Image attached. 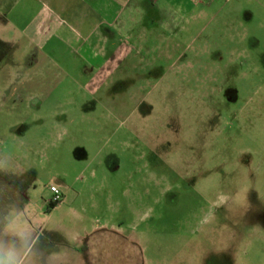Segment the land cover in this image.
Wrapping results in <instances>:
<instances>
[{"label": "rangeland", "instance_id": "rangeland-1", "mask_svg": "<svg viewBox=\"0 0 264 264\" xmlns=\"http://www.w3.org/2000/svg\"><path fill=\"white\" fill-rule=\"evenodd\" d=\"M192 2H128V31L83 33L97 59L68 27L39 63L0 30V61L16 52L0 64V242L61 254L91 234L74 264H139L132 243L142 264H264V0Z\"/></svg>", "mask_w": 264, "mask_h": 264}, {"label": "crops", "instance_id": "crops-1", "mask_svg": "<svg viewBox=\"0 0 264 264\" xmlns=\"http://www.w3.org/2000/svg\"><path fill=\"white\" fill-rule=\"evenodd\" d=\"M130 1L133 0H0V26L3 23L0 30L2 32L5 30L6 33H13L15 35L12 41L13 46L8 48L19 49V46L22 47L21 44L27 41V46L24 45L26 46L24 54H28L29 50L34 48L37 54L36 60L39 63L41 61L42 45H39L38 42L43 43L44 36L47 33L53 32L54 26H56V32L62 30V27H68L73 30L74 34L77 32L81 35L78 40L83 44L82 47H85L89 53V57L97 59L99 57V51L97 49L94 50L95 47L88 44L91 38L90 35L84 38L82 36L83 33L87 28V32L95 33L100 28H114L117 27V25L120 26V31H128V28L131 27V25H129V20L122 19V17ZM162 1L164 7L167 5L166 8L177 11L178 13L192 11V9L185 10L184 6L180 4V0H178L179 2L177 0ZM176 1L178 2L177 4ZM188 1L189 5H192L193 0ZM193 8H195L194 4ZM135 9L136 8L132 9L130 12L131 19L133 18ZM110 10H114L115 12L111 16L109 15ZM99 39H102V41L108 40L106 33L102 32V34L99 35ZM5 41V39L0 37V44L6 43ZM24 46L23 48H25ZM34 46H36V48ZM12 53L16 52L13 51L5 54L0 64L8 62L7 60L10 59ZM102 54L104 56V53ZM16 72L17 74L19 73L18 71ZM90 240L91 234L77 235L73 240L66 237L63 240L64 242L79 241L83 247L78 245L73 250L67 246L61 254H52L42 249L38 254V260H36L39 264H74V261L71 260V256L76 251L81 255L84 249L89 250ZM48 258H50V260Z\"/></svg>", "mask_w": 264, "mask_h": 264}, {"label": "clouds", "instance_id": "clouds-1", "mask_svg": "<svg viewBox=\"0 0 264 264\" xmlns=\"http://www.w3.org/2000/svg\"><path fill=\"white\" fill-rule=\"evenodd\" d=\"M18 242L33 239L35 242L30 247H17L7 242H0V264H35L37 255L42 251L39 247L38 237H25L24 233L16 232Z\"/></svg>", "mask_w": 264, "mask_h": 264}, {"label": "flooded vegetation", "instance_id": "flooded-vegetation-1", "mask_svg": "<svg viewBox=\"0 0 264 264\" xmlns=\"http://www.w3.org/2000/svg\"><path fill=\"white\" fill-rule=\"evenodd\" d=\"M156 69H160V68H156ZM164 71H165V69H163L162 71L161 70H158L157 72H156V79H153V80H155L154 82H156V85H157V87H156V85H155V90L156 89H158L161 85L163 86L164 84H163V75H164ZM147 78L149 79V80H152V79H150V76H149V74L147 75ZM142 80L140 79V82H141ZM146 102V101H145ZM142 103H143V101H142ZM147 103V102H146ZM149 113H152L153 112V107H152V105L150 106V109H149V111H148ZM141 129V128H140ZM154 133V132H153ZM156 136V135H155ZM154 135H151L150 137H148L147 139H152V141H150V144L151 145H153L154 143H156V141H157V136L155 137ZM154 148H152V150H153ZM152 163H154V161L152 162ZM155 163L156 164H159L160 162L157 160V159H155ZM152 173H154V172H152Z\"/></svg>", "mask_w": 264, "mask_h": 264}, {"label": "trees", "instance_id": "trees-1", "mask_svg": "<svg viewBox=\"0 0 264 264\" xmlns=\"http://www.w3.org/2000/svg\"><path fill=\"white\" fill-rule=\"evenodd\" d=\"M59 203H53V202H50V205H51V207H56L57 205H58ZM131 247H132V249H133V253L135 254V257H138L139 258V260H141L142 261V252H141V249L135 244V243H132V244H129ZM141 261H140V263H141ZM139 263V264H140ZM142 264V263H141Z\"/></svg>", "mask_w": 264, "mask_h": 264}, {"label": "built area", "instance_id": "built-area-1", "mask_svg": "<svg viewBox=\"0 0 264 264\" xmlns=\"http://www.w3.org/2000/svg\"><path fill=\"white\" fill-rule=\"evenodd\" d=\"M62 200H63V194H62L61 190L56 188L54 190L53 199L51 200V202L60 203V202H62Z\"/></svg>", "mask_w": 264, "mask_h": 264}]
</instances>
